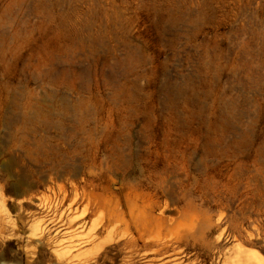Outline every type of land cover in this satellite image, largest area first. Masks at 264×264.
<instances>
[{
  "label": "rangeland",
  "instance_id": "374dc122",
  "mask_svg": "<svg viewBox=\"0 0 264 264\" xmlns=\"http://www.w3.org/2000/svg\"><path fill=\"white\" fill-rule=\"evenodd\" d=\"M133 263L264 264V0H0V264Z\"/></svg>",
  "mask_w": 264,
  "mask_h": 264
},
{
  "label": "bare ground",
  "instance_id": "6f19581e",
  "mask_svg": "<svg viewBox=\"0 0 264 264\" xmlns=\"http://www.w3.org/2000/svg\"><path fill=\"white\" fill-rule=\"evenodd\" d=\"M120 181H123V180H120ZM109 220V219H108ZM110 221V220H109ZM108 221V222H109ZM109 224V223H108ZM111 225V224H110ZM107 227V226H106ZM107 229V228H106ZM103 233V225H101V226H98V224L97 225H95L93 228H91V230L89 231V237H88V240L86 241V243H95L96 241H97V239H98V236L99 235H101ZM86 240V239H85ZM130 240V239H129ZM129 240H127V245L128 244H130V245H134L136 242V240H133L134 242H132L131 240L129 241ZM139 240V239H138ZM138 243V242H137ZM144 245V247L145 248H149V247H152V246H156L155 244H153V243H143ZM98 246H100V244H97ZM124 245H126L125 243H124ZM129 245V246H130ZM165 245H167V244H161L160 246H161V248L162 249H167V246L165 247ZM128 246V247H129ZM137 247V246H136ZM142 260H144V259H142ZM132 261V260H131ZM147 262V261H146ZM134 264V263H133Z\"/></svg>",
  "mask_w": 264,
  "mask_h": 264
}]
</instances>
